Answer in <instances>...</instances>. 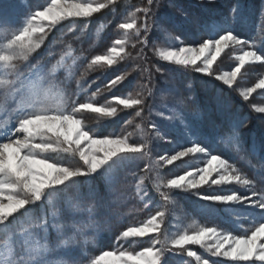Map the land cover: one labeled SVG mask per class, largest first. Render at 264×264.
I'll return each mask as SVG.
<instances>
[{"label":"snow or ice","instance_id":"6c2138e0","mask_svg":"<svg viewBox=\"0 0 264 264\" xmlns=\"http://www.w3.org/2000/svg\"><path fill=\"white\" fill-rule=\"evenodd\" d=\"M117 2L45 0L32 10L25 0H0V112L4 114L0 122V264H169L167 253L182 257L179 264H192L193 260L195 264H264V191L258 192L252 179L215 151L216 145H223L264 172V138L258 146L247 144L243 130L248 127V117L233 108L215 83L205 82L207 90L215 89L214 108L198 110L190 117L166 103L184 104L187 98L174 87H160L161 82L172 85V79L166 68L150 65L145 54L150 36L159 34L166 46L153 41L151 48L160 61L235 91L233 86L247 66H264V47L232 29L245 6L234 0L227 15L202 16L175 0H167L166 5L164 0H146L116 25L122 34L105 52L80 58L85 70L78 75L66 64V56L56 60L51 50L43 55L42 46L58 25L70 21L75 26L77 20L88 21L101 10L114 11ZM198 2L205 5V0ZM215 2L206 0L208 5ZM165 6L193 30L184 36L173 35L160 13ZM256 27L264 31V0ZM134 38L141 45L136 57L126 52ZM228 49L239 52L234 66L218 72L214 65ZM128 59H139L144 66L117 73L91 91L95 81L85 79L90 71L103 73ZM65 68L67 75H62L60 70ZM137 71L142 82L133 90L113 92ZM257 90L264 91V75L252 86L241 88L238 95L248 101ZM88 92L91 94L81 100V93ZM103 92L111 95L100 103L97 97ZM157 97L160 110L154 112ZM127 110L134 115L124 121L125 128L119 133H100L83 119L84 113H91L97 123L105 118L115 120ZM252 111L264 114V106H252ZM153 115L168 121L187 142L174 141L150 119ZM137 118L142 123H136ZM205 119L212 123L211 133L203 130ZM128 127L133 131L128 132ZM137 135L139 139L134 140ZM165 140L172 149L152 159L150 145ZM140 160L145 161L141 170L145 175L134 185L135 196L141 202L151 200L143 184L152 179L162 203L156 201L154 213L124 226L116 235L118 246L91 256L82 247L74 249L81 241L87 244L94 232H111L125 210L134 205L129 176L136 180L138 173L129 166ZM168 166L183 171L166 178L162 169ZM230 185L244 186L248 193ZM176 192H190L202 212L223 222L192 221L183 230L177 227L172 232L165 209L176 203ZM145 237L148 246L136 250ZM193 245L222 259H210L193 250Z\"/></svg>","mask_w":264,"mask_h":264},{"label":"rangeland","instance_id":"374dc122","mask_svg":"<svg viewBox=\"0 0 264 264\" xmlns=\"http://www.w3.org/2000/svg\"><path fill=\"white\" fill-rule=\"evenodd\" d=\"M175 2L184 7L189 12H193L194 9H199L203 14H213L220 15L224 14L225 6L231 2V0H216L215 4L208 5L205 0V5L201 7L199 5L198 0H175ZM260 2L261 0H241L243 8L242 14L238 17L235 24L232 25V29L234 30L235 25L246 26L253 25L252 36L248 39L250 42L255 43L257 47H264V31H260L256 27L257 19L259 16V7L258 13L254 15V10L256 9L255 3ZM28 9L34 10L37 6L43 5L45 0H25ZM165 5L167 4V0H164ZM234 3V0H233ZM146 4V0H118L115 10L112 9H104L101 12L96 13L91 17L88 21L77 20L75 26L71 24L70 21H64L61 25H58L56 29L53 30L52 33L46 38L45 45L43 48V55H47L49 50L53 51L56 55V60H59L61 56H66V64L70 65L77 73L85 70V65L81 64L80 58L83 56H88L89 58L95 54H102L106 51L107 47L110 46V43L113 39L118 38L119 35L122 34L121 30L116 28V25L124 19L129 17V13L134 12L136 7L142 6ZM160 13L167 19L169 30L173 33V35H181L189 33L193 30L192 26L183 23L182 18L175 14L172 10L168 9L166 6L160 9ZM253 21V22H251ZM19 23V21H17ZM87 23L88 28L84 29V24ZM72 28V32L70 33L68 30ZM83 29V31H81ZM200 33H198L199 35ZM159 34L154 33L150 36V44L149 47L145 49V54L149 57L150 65L151 64H159L161 67L167 69L169 76L172 79V85H165L163 82L160 83L161 88H170L174 87L175 90H179L180 94L187 99H185L184 104H177L174 100H168V103L171 106L177 108V110L182 111L184 114L189 115L197 112L198 110H204L209 107H215V89L207 90L205 88V82L215 83L216 87L221 90L222 95L231 103L233 106L236 103V106H233L234 109H240L242 104H246V108L243 109L245 113H240L241 116L247 117L250 115L252 119H258L262 126V119H264V114L255 113L252 111V106H264V91L257 90L248 101L242 100L239 97V90L243 87L252 86L260 75H264V66H261L259 63L247 66V71L245 74L238 78V82L234 84L233 91L231 88H227L219 81H212L211 78L202 76L201 74L195 72H185L181 68H178L175 65L166 64L160 61L153 52L151 48V43L156 41L158 46H166V40L163 37H159ZM55 38L56 43L53 45V39ZM141 45L135 40V38L128 43L126 46V52L130 53L132 57H136L137 52L139 51ZM238 51H232L231 49L226 50V54H223L220 58H218V62L214 67L217 71L230 70L232 66H234L235 60L234 57L238 55ZM36 59H40L37 57ZM56 60L52 61V63H56ZM75 60V64L73 63ZM35 63V60L33 61ZM144 66V62L137 59L132 60L128 59L126 61L120 62L117 66L108 69L105 72L100 71H90L88 75L85 77L86 80L95 81V85L92 87L91 91H95L96 87H103L104 84L107 83L109 79H111L115 74L122 73L126 70H130L134 67ZM149 65V66H150ZM62 75H67V69L60 70ZM244 71V70H242ZM202 79L203 87L202 91L199 93L193 89L195 85L196 79ZM157 79L159 80V76L157 74ZM138 82H142V78L140 73L133 72L128 76L124 84L119 86L117 89H114L113 92L119 93L124 92L127 93L135 88ZM189 82H191V88L188 87ZM73 87L75 84L73 82ZM91 93H81L80 99L84 100L87 95ZM111 93L103 92L100 96L97 97V100L100 103H103L106 98H109ZM159 100L157 97V107L154 109L155 111L160 110L159 108ZM244 105H242L243 108ZM3 112H0V122L3 119ZM134 113L131 110H127L125 113L120 114L119 119H107L105 118L102 122L97 123L95 114L84 113L83 119L85 124L89 127H94L96 131L100 133L107 134L109 132H121L125 128L124 121L126 119L131 118ZM150 119H154L159 127L168 133L170 137L173 138L174 141H183L184 137L178 129H174L171 127L168 121L159 118L153 115ZM136 123H142L140 118H137ZM134 127V126H133ZM133 127H128L126 130L128 132L133 131ZM203 130L206 133H211L213 131L212 123L205 119L203 122ZM250 134L249 131L246 132V136ZM134 140H138L139 136H134ZM246 139V138H245ZM255 136L251 134L250 139H246L247 143L251 141L248 145L255 143L257 146L259 145V141L253 142ZM249 140V141H248ZM173 145L168 143L167 140L154 142L150 145L151 148V156L152 159H158L160 154L164 152L170 151ZM215 151L221 153L224 157L229 159L231 162L235 164V166L239 167L250 179L254 181L255 189L259 191H264V172H261L258 168L252 167L247 160L241 159L240 156L234 151L228 148H225L223 145H216ZM78 159V158H77ZM237 159L239 161L236 163ZM76 161H73L75 163ZM253 163H255V159H253ZM145 161L140 160L134 162L130 165V169L138 173L136 180H133L131 176H129L130 184L128 187L131 189L130 197L134 200V205L131 209H126L125 213L119 223H117L111 232L104 231L100 233H92L89 236V242L84 244L81 241L79 246H72L74 249L78 250V248L82 247L88 254L91 256L92 254L99 255L100 250H110V248L116 245V235H118L119 231L122 228L133 221H138L146 218L148 213L151 211L154 213L156 210L155 202L160 201L162 203L161 198L158 193L154 191L153 181L152 179H146L144 181L143 187L147 188L149 191V195L151 196V200L145 199L141 202L139 197L135 196V183L138 181L140 175H145L141 170L144 168ZM183 171L182 168H177L175 166H168L165 169H162V174L166 176V178H171L172 175L180 174ZM229 187L233 188L236 191L241 193H248V189H245L244 186L241 185H230ZM176 203L170 204L166 206L168 211V215L166 216V221L168 226L172 232L176 231L177 227L180 230H183L184 227H187L192 221H195L196 224H213V223H222L223 221L217 219L216 217L209 216L202 212L196 205V198L191 195L190 192H176L174 193ZM145 203L149 205V208L145 209ZM247 224H243V227H247ZM241 230H243L241 228ZM53 239H55V233L53 232ZM118 246V245H116ZM125 247L129 245L124 243ZM140 246H148V238H144L143 244H137L136 250H139ZM193 250L198 253L210 258V259H222L217 257H210L208 253H206L203 249H201L198 245L191 246ZM167 258L169 264H179V261L182 259L180 256H174L171 253H167ZM111 260V258H108ZM183 259H188L187 257H183ZM192 264H195V261H192ZM224 264H230L228 261H224Z\"/></svg>","mask_w":264,"mask_h":264},{"label":"trees","instance_id":"16d2710c","mask_svg":"<svg viewBox=\"0 0 264 264\" xmlns=\"http://www.w3.org/2000/svg\"><path fill=\"white\" fill-rule=\"evenodd\" d=\"M233 3V0H231L230 3H228V5H226L225 9H224V15H227L228 13V9L230 7V5ZM259 3L260 2H256L255 3V7L256 9L254 10V15H256L258 13V7H259ZM192 13H196V14H199V15H205L203 14L199 9H194ZM253 22V21H251ZM253 28L254 26L253 25H246L245 27L242 25V26H239L236 24L235 25V28H234V31L237 32L240 36H242L243 38L245 39H249L251 36H252V31H253ZM203 82L204 80L202 79H196L195 80V85L193 86V89L192 90H195L196 92H200L202 91V87H203ZM237 104L234 103L233 106H236ZM242 105L243 108H242ZM240 106V109L239 110V114L240 113H245L243 111V109L246 108V104H242ZM238 106V105H237ZM248 119H249V124H248V127L246 129L243 130L244 134H245V138L246 139H250L251 138V134H253L255 136V139L253 142H255L256 140L257 141H261L262 138H264V126L261 125V123L258 121V119H252V117L250 115L247 116ZM249 131L250 134H248L246 136V132ZM249 141V140H248ZM252 141V140H251ZM251 141H249L247 144H249ZM239 161V159H237L236 163Z\"/></svg>","mask_w":264,"mask_h":264}]
</instances>
